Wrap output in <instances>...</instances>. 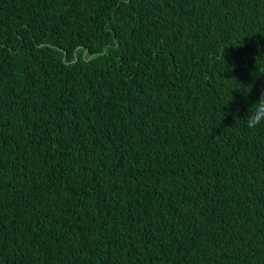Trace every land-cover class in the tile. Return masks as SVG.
<instances>
[{"label":"trees","instance_id":"obj_1","mask_svg":"<svg viewBox=\"0 0 264 264\" xmlns=\"http://www.w3.org/2000/svg\"><path fill=\"white\" fill-rule=\"evenodd\" d=\"M261 92L264 0H0V264H264Z\"/></svg>","mask_w":264,"mask_h":264},{"label":"clouds","instance_id":"obj_2","mask_svg":"<svg viewBox=\"0 0 264 264\" xmlns=\"http://www.w3.org/2000/svg\"><path fill=\"white\" fill-rule=\"evenodd\" d=\"M248 95H245V97ZM235 119L242 121L249 129H254L264 124V92H261L258 100L250 104L243 118L235 117Z\"/></svg>","mask_w":264,"mask_h":264}]
</instances>
